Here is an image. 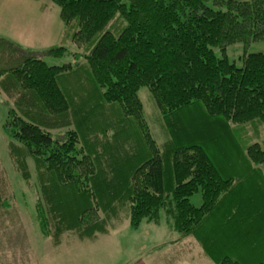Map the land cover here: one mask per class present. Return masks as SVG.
<instances>
[{
	"label": "trees",
	"instance_id": "1",
	"mask_svg": "<svg viewBox=\"0 0 264 264\" xmlns=\"http://www.w3.org/2000/svg\"><path fill=\"white\" fill-rule=\"evenodd\" d=\"M48 1L60 9L72 50L39 54L0 37V96L9 106L3 134L24 203L32 190L30 218L41 235L56 247L68 234L94 241L127 209L133 229L163 211L182 238L209 229L218 255L232 244L246 254L218 264L257 261L264 148L254 143L242 154L229 138L222 163L211 150L222 151L235 128L264 125V53L227 55L264 41V0ZM43 56L71 60L49 65ZM142 89L165 121L164 146L147 121ZM251 176L254 185L244 187ZM10 186L0 180V215L15 209L18 194L5 197ZM221 225L220 243L211 229Z\"/></svg>",
	"mask_w": 264,
	"mask_h": 264
},
{
	"label": "rangeland",
	"instance_id": "2",
	"mask_svg": "<svg viewBox=\"0 0 264 264\" xmlns=\"http://www.w3.org/2000/svg\"><path fill=\"white\" fill-rule=\"evenodd\" d=\"M235 1L245 2L249 0ZM64 31L65 27L60 17V9L48 0H0V37L42 54L44 51L59 46L73 49V44L64 40ZM215 51L220 56V52ZM244 53H264V41L252 43L248 47L236 45L227 51L231 61L238 60ZM42 58L49 65H63L71 60L70 57L59 60L48 56ZM139 95L153 136L160 146H164L169 138L165 121L162 119L150 91L142 89ZM1 96L0 180L11 182L5 197L10 196L9 192L11 191L12 194H18V200L15 201V204L13 201L15 209L10 214L5 212V214L0 215V264H218L219 259L224 256L233 257L237 261L246 257L245 252L235 249L237 245L233 244L228 246L227 251L218 255L212 247V239L210 240L209 236H206L209 229H204L202 235L198 233L182 238L175 229L174 220L166 216L163 211L159 215V220L152 222V224L144 222L138 229H133L127 219L128 209L127 212L121 214L116 227L110 230V235H100L94 241H83L77 235L68 234L61 245L56 247L47 241L41 235L40 230L31 222L33 200L30 196L32 190L25 191L28 204L24 203L27 199L24 201L20 196V192L23 191L19 189L18 185L21 183L20 175L15 171V165L10 155L12 152L7 144L9 141L4 136L2 129L8 116L9 106L5 100V95L1 94ZM229 138H233V141L240 147L242 154L254 143H260L264 148V125L248 126L245 130L235 128L228 132L224 140L226 143L223 141V144H219L224 151L219 150V147L211 150L215 156V162H220L225 157V153L228 154L225 147L232 145V140ZM29 161V168L32 173L30 174L36 179L35 164L31 159ZM243 168L245 170V167L241 169L243 170ZM248 178L251 180H243L244 187L250 186L251 183L254 185L252 180L254 177ZM256 189L258 188L256 187ZM254 192L256 193V191ZM191 203L195 207H200L203 203L202 194L199 192L193 196ZM262 216L264 217V212ZM238 222L239 220L235 224ZM221 226L219 227L222 228L221 232H218L213 226L211 229V233L214 232V238L220 243L227 240L225 235H220L225 231L223 230L224 225ZM204 245L208 246V251H205ZM221 249L220 247L219 250ZM261 261H264V252L258 256L257 261H250L249 263L246 258L241 261V264H257Z\"/></svg>",
	"mask_w": 264,
	"mask_h": 264
}]
</instances>
